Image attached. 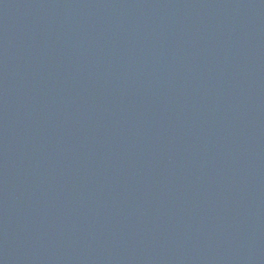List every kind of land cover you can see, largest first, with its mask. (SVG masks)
<instances>
[{"label": "water", "instance_id": "1", "mask_svg": "<svg viewBox=\"0 0 264 264\" xmlns=\"http://www.w3.org/2000/svg\"><path fill=\"white\" fill-rule=\"evenodd\" d=\"M0 264H264V0H0Z\"/></svg>", "mask_w": 264, "mask_h": 264}]
</instances>
